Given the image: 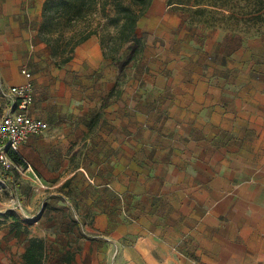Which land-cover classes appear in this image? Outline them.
Instances as JSON below:
<instances>
[{
    "label": "rangeland",
    "instance_id": "rangeland-1",
    "mask_svg": "<svg viewBox=\"0 0 264 264\" xmlns=\"http://www.w3.org/2000/svg\"><path fill=\"white\" fill-rule=\"evenodd\" d=\"M92 17L68 63L34 65L53 144L31 156L69 182L43 221L51 187L22 211L0 192V264L29 236L45 264H264V0H152L131 60L101 45L113 6Z\"/></svg>",
    "mask_w": 264,
    "mask_h": 264
},
{
    "label": "crops",
    "instance_id": "crops-1",
    "mask_svg": "<svg viewBox=\"0 0 264 264\" xmlns=\"http://www.w3.org/2000/svg\"><path fill=\"white\" fill-rule=\"evenodd\" d=\"M45 1L0 0V85L7 88L22 84L25 81V77L21 73V69L22 67H28L32 72L35 98L34 104L29 108V113L34 117H39L47 121L48 117L41 111L37 102V78L34 74V65L36 62L39 60L47 63L51 61V50L39 34L43 21L42 6ZM94 37L91 35L88 39L81 42V44H86L90 41L92 43V40L95 39ZM52 144L51 137L44 133L41 135H30L19 145L20 153L30 163L41 179L53 189L52 191H45L53 195L48 200L49 203L43 207L39 218L40 221L46 219L50 213H54L51 208L56 202H62L59 196L64 197L59 191L67 189L69 182L65 181L66 177L64 179L58 178L59 172L55 167L51 166L47 158L43 161L36 162L31 156L42 151H48ZM57 149L60 153V149ZM73 174L71 173L68 177L70 178ZM79 177L82 182L85 180L82 174ZM61 185H63L62 188H59ZM9 187L11 192L17 193V195H26L32 189L30 180L24 177H17L9 184ZM11 192L9 191L8 193ZM69 215L68 219L70 220L72 214L70 213Z\"/></svg>",
    "mask_w": 264,
    "mask_h": 264
},
{
    "label": "trees",
    "instance_id": "trees-1",
    "mask_svg": "<svg viewBox=\"0 0 264 264\" xmlns=\"http://www.w3.org/2000/svg\"><path fill=\"white\" fill-rule=\"evenodd\" d=\"M152 0H46L42 6L43 21L40 37L49 46L51 56L57 64L68 63L75 48L97 29L92 27L95 11L105 12L111 4L115 12V33L101 39L104 47L117 51L123 44H129L128 60L139 56L143 50L142 39L137 35L138 22L145 14ZM113 54V53H112ZM45 243L41 238L30 237L22 253L24 264H45Z\"/></svg>",
    "mask_w": 264,
    "mask_h": 264
},
{
    "label": "built area",
    "instance_id": "built-area-1",
    "mask_svg": "<svg viewBox=\"0 0 264 264\" xmlns=\"http://www.w3.org/2000/svg\"><path fill=\"white\" fill-rule=\"evenodd\" d=\"M25 81L17 86L0 85V192H11L9 184L17 177L28 178L34 191L40 192L50 186L45 183L25 157L19 145L30 135H41L49 130V123L29 113L34 104L32 72L22 67ZM9 206L16 211L23 210L17 193H9Z\"/></svg>",
    "mask_w": 264,
    "mask_h": 264
}]
</instances>
